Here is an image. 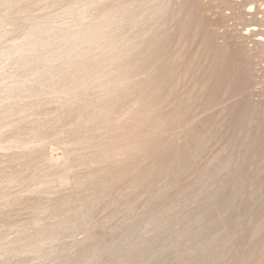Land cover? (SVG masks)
I'll use <instances>...</instances> for the list:
<instances>
[{"label":"rangeland","instance_id":"rangeland-1","mask_svg":"<svg viewBox=\"0 0 264 264\" xmlns=\"http://www.w3.org/2000/svg\"><path fill=\"white\" fill-rule=\"evenodd\" d=\"M254 2L0 0V264H264ZM144 3L118 35L141 105L85 124L74 34Z\"/></svg>","mask_w":264,"mask_h":264},{"label":"bare ground","instance_id":"bare-ground-1","mask_svg":"<svg viewBox=\"0 0 264 264\" xmlns=\"http://www.w3.org/2000/svg\"><path fill=\"white\" fill-rule=\"evenodd\" d=\"M225 1H229V0H225ZM236 1H240V0H236ZM253 1L254 0H252V4L249 5L248 12H252V11L255 12L256 11L255 10V7H256L255 2L253 3ZM138 5H139V3H138ZM151 11H152L151 4L144 3L139 7H136V8L134 7V8H131L130 10L125 9L124 11L117 12L116 14H113V15H110L106 18H103L101 21H99L96 24V26L94 28L85 29V30L79 31L78 33L74 34V43H77L79 45V47L77 48L76 52L73 54L71 64L74 67L75 72L78 74L79 82L81 84H83L82 87L86 90H90V88H91V90H96V97H94L93 99L91 98L92 100L89 101L90 110H89V112L87 110V113L84 115L85 116V119H84L85 124L98 122L97 117H99V116H97V115L101 112L100 110H105L108 113L106 116L107 118H105V120L106 119L108 120V117H109L108 115L112 116L111 112L113 110H120L119 112L123 113L125 110H133V111L137 110V108L141 105L140 102H142V100L141 99H135L133 101L132 99H130L133 97L129 98L131 103H129L128 100H127V102L126 101L122 102L124 100V97H123L122 101L119 100L122 98L121 96H122V94H124L125 90L130 88V87H128L129 83H127V85H125V86L122 84L125 83L126 81H129L130 79H132L136 65L134 66L131 64H127L126 62H123L124 60H126V55H128V54H126L129 51L128 49L130 47L133 48V45L135 46V44H133L131 46L130 43H128V41L124 42V41H122L123 39H119L118 35H119V32H121V30H122V28H121L122 26H124V25L125 26L126 25H132L133 26L139 20L136 18L139 17L140 19H143V18L147 17L148 14L151 13ZM130 13L135 14L134 17H132V19L130 18L131 17ZM101 15H102V13H101ZM252 29L255 31L261 30L259 26H253ZM249 34H250V32H249ZM256 40L259 44L264 45V36L263 35L258 36L256 38ZM94 43H96L99 47V50L97 52H92L90 49V46H91L90 44H94ZM125 44L126 45L128 44L130 47H126V46L124 47L123 45H125ZM136 46H137V44H136ZM135 49H136V47H135ZM125 51H127V52L125 53ZM130 54H132V52ZM135 55H133V56H135ZM256 56L257 55H253L254 58ZM130 57H132V56H130ZM127 58H128V56H127ZM261 61H264V58L262 60H259V62H261ZM152 70H153V68H152ZM135 81H137V80H135ZM88 83L90 85H88ZM134 93H136V92H134ZM125 94H126V92H125ZM129 94H130V92H129ZM132 96H134V95L132 94ZM119 97H121V98H119ZM135 97L136 96H134V98ZM138 97H136V98H138ZM140 115H141V113H140ZM140 115H139V117H140ZM130 117H131V115H130ZM111 118H109V119L111 120ZM113 118L115 119V116H113ZM116 118L118 119L119 117H116ZM127 118H129V117H127ZM133 118L138 119L137 116L136 117L133 116ZM133 118L132 119L130 118V119L133 120ZM99 119H100V117H99ZM130 119H129V121H130ZM99 121H104V120L100 119ZM127 121H128V119H127ZM133 121L135 122L136 120H133ZM127 133H129V132H127Z\"/></svg>","mask_w":264,"mask_h":264}]
</instances>
